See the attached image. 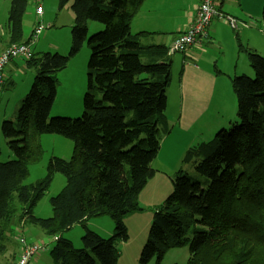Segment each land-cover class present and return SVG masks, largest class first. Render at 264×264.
Wrapping results in <instances>:
<instances>
[{"label": "trees", "instance_id": "trees-1", "mask_svg": "<svg viewBox=\"0 0 264 264\" xmlns=\"http://www.w3.org/2000/svg\"><path fill=\"white\" fill-rule=\"evenodd\" d=\"M69 1L60 0L59 7ZM145 1L72 0L75 22L69 54L34 52L27 60L36 70L33 85L16 109V122L1 123L15 158L0 159V240L20 220L54 236L52 264H118L117 243L130 237L124 217L141 210L138 196L155 175L152 162L162 132H170L165 121L172 79L168 47L145 43L154 33L131 29ZM28 5L29 0H11L10 45L31 42V37L24 40L23 30ZM89 21L104 28L89 35ZM85 43L90 58L83 115L62 120L51 114L57 72ZM239 49L247 52L255 77L232 79L238 122L187 150L184 162L192 164L197 175L183 169L176 173L171 194L152 218L141 264L152 259L160 264L166 252L187 245L186 264H264V56L241 44ZM40 134L73 140V155L52 156L46 175L26 183L30 164L44 156ZM57 172L67 183L50 199L52 216L39 217L35 208ZM103 215L115 221L109 238L87 227L90 219ZM75 224L87 227L82 247L63 237ZM24 243L20 239L16 264Z\"/></svg>", "mask_w": 264, "mask_h": 264}, {"label": "rangeland", "instance_id": "rangeland-1", "mask_svg": "<svg viewBox=\"0 0 264 264\" xmlns=\"http://www.w3.org/2000/svg\"><path fill=\"white\" fill-rule=\"evenodd\" d=\"M36 1V0H29ZM47 4L44 5L46 11L49 12H58L62 17H66L67 11L72 10V0H70L63 8H60V0H46ZM233 2V0H228ZM242 3H245V0H239ZM250 4H256L257 7H264V0H246ZM3 2V0H1ZM31 4L29 5V7ZM62 10V13H61ZM74 12V11H73ZM72 16V15H71ZM70 16V17H71ZM75 17V15H74ZM9 18V13L4 11L2 4L0 5V32L4 29H7V22ZM53 21V20H52ZM46 24H45V23ZM44 29L43 34L49 31H53L54 39L56 43L59 44L60 49H64L66 45V39L62 40L64 36H68V32H72V26L65 25L62 29H57V26H52L48 21H43ZM229 24V23H228ZM245 24V23H243ZM242 22L239 20V27H241ZM230 28L232 26L229 24ZM104 28V25L100 22L89 21V35L97 33ZM55 30V31H54ZM25 37L28 36L26 30ZM238 31V30H234ZM42 32L39 34L38 38L31 41V49L40 53L41 44L37 43ZM251 34V32H248ZM32 34L30 30L29 35ZM42 34V35H41ZM261 37V45L264 44V31L259 33ZM211 36V29H210ZM31 37V36H30ZM239 38V37H238ZM210 37L197 50V55L195 59L188 57L187 54L182 52H175L172 56V79L170 86L166 92L167 95V110L165 121L170 127V132L167 135H164L162 132V142L161 147L158 152V155L154 159L155 167H161L162 165H170L172 163L182 162V158L185 154V151L188 146H191L195 143L201 142L212 138L221 130L231 129L234 123L238 122L237 117V98L233 91L232 79L235 74L234 71L230 69L219 68L224 75H220L218 81H216L215 94L220 95L223 98L224 103L218 102L216 104L209 103L210 106H202L199 109L193 110L190 113H187L186 110H180V102L183 101L185 104L187 102L188 94L198 93L197 81L198 78L195 76H188L187 74L184 77L185 66L182 64L183 57L189 62H194L200 59L201 50L209 46L211 43ZM246 40V39H245ZM247 41V40H246ZM172 44V43H171ZM170 44V45H171ZM245 47L240 39H238V50L239 45ZM45 45V44H44ZM260 45V47H261ZM246 48V47H245ZM52 53L57 52L52 48ZM62 50L59 51V53ZM240 73L239 75H247L249 77H255L254 71L250 65V60L247 52L240 51ZM262 55L264 56V48H261ZM69 54V52H68ZM90 58V49L85 43L80 51L72 56L69 60V67L63 69L59 72V83L57 86V95L54 102V108L51 112L52 115L59 116L62 120L66 118H78L83 115V106H84V96L88 87V62ZM19 62L14 63L15 60ZM13 59L6 66V73H8V79L6 83L1 87L0 91V159L1 161H8L15 158L14 153L9 149L7 145V140L4 137L1 131V121L2 113L5 105L10 101V110L15 108V102L18 100V97H23L28 93L31 86L28 88L30 79H34L35 73L32 71L30 73L26 67L25 59L19 58ZM80 67L85 76V86L81 89L76 88L75 80L73 77V71L75 68ZM26 67V68H24ZM78 67V68H79ZM233 75V76H232ZM204 83L210 84L207 78L203 79ZM213 82V80H212ZM181 83L183 86V97L181 96ZM203 96H207V93L201 92ZM212 97L209 93L208 100ZM21 102L17 106V110L20 107ZM17 110L14 115V119L17 116ZM55 112L59 114H55ZM16 122V120H14ZM160 127H162L160 125ZM39 141L44 146L45 152L43 158L35 164H30V175L26 183H33L41 179L46 175L47 165L49 159L56 155L63 158H71L74 151V142L73 140L66 138L59 134H40ZM207 141V140H206ZM159 158H161L159 162ZM153 161V162H154ZM179 164V165H180ZM185 173L190 175H197L192 164L182 166ZM156 175V172H155ZM151 177L145 188L140 192L138 196V204L141 207L140 211L130 213L124 217L128 232L130 234L129 239L126 242H118L117 248L119 251L118 254V264H141L140 257L143 245L147 240L148 230L152 223V218L155 213L154 205L161 203L159 209L163 207L164 199H166L173 190V183L169 177L162 176L157 174ZM167 175V174H166ZM155 177V178H154ZM170 177H175L170 176ZM67 179L62 173H55L53 181L50 185L49 190L46 192L45 196L39 201L38 207L35 208V214L42 218L51 217L53 214L52 206L50 203L51 197L57 195L63 187L66 185ZM158 207V206H157ZM89 224L87 223L88 229L97 232L105 238H109L114 229L115 221L108 215H103L100 217H95L90 219ZM87 227L82 224H75L71 228L63 232V237L70 239L73 242L75 247H82V236L87 232ZM30 230H36L38 235L32 234ZM19 239H23L27 244L39 243L43 245L38 253H36V258L33 264H37L36 260L39 259L38 264H52L50 258V250L55 244L54 236H49L44 230L35 226L33 224L27 223L24 226H19L17 230ZM9 238L14 241V243H19L20 241L17 237L13 236L11 233L8 234ZM44 241V242H42ZM3 244V240H0V245ZM18 245V244H17ZM14 244V247H17ZM21 250V247H20ZM189 245L183 248L171 249L164 255V258L160 264H186L189 259ZM32 260V261H33ZM32 264V262L30 263ZM149 264H155V259H152Z\"/></svg>", "mask_w": 264, "mask_h": 264}, {"label": "crops", "instance_id": "crops-1", "mask_svg": "<svg viewBox=\"0 0 264 264\" xmlns=\"http://www.w3.org/2000/svg\"><path fill=\"white\" fill-rule=\"evenodd\" d=\"M43 2L44 0H36L32 2L30 1L31 6L29 7L30 4L28 5L23 18V30L25 29L28 34V36L25 37V31H24V40L29 39V37L31 36V34L29 35L30 30H32L33 32L35 25L39 21V17L36 14V6L38 4H42L44 8L43 17L40 19L41 21H48L49 23H51V27L57 26L58 27L57 29H62L64 28L65 25H69L73 27L75 22V17H74L75 14L72 10H68L66 17H62L61 14L58 12L54 11L51 13L49 11H46ZM46 2L47 1L45 0V4H47ZM1 4L3 6L4 11L6 10V12L9 13L11 0H3V2H1L0 0V5ZM198 4H199V0H146L143 6L141 7V9L138 11L136 16L132 20V24H131L132 32L154 33V35H149L145 37L144 42L161 44L169 47L170 44L178 37V35L182 31H184L187 28V26L192 22ZM215 4L224 13L231 14L234 17H236L238 20H240L242 22V25L241 27H239L238 31H234L230 28L229 24L226 21L215 20L210 28L211 36L209 41L211 43L209 44V46L201 50L200 59L196 61V64H194V62H189L188 60L185 59L184 56H182L183 57L182 64L185 66L183 68L185 70L183 80L186 74L188 76L197 77L198 78L197 86L199 89L198 93L193 92V94L191 93L188 94L187 102L185 104L183 103V101L180 102V110L184 109L186 110L187 113L199 109L202 106H210L209 103L213 105L218 102L224 103V100L222 97H220V95L217 96L214 95L216 81L219 80L220 75H224V73H222L219 68L225 67L226 69H230L234 71L235 74L237 75H239V73L241 72L239 62L242 57L241 56L242 52L238 50V45H237L238 39H240L241 43L246 48L252 49L261 55H262V53H260L261 48H264V44L261 45V37L259 34V33H263L264 31V7H257L256 4H250L246 0L245 3H242L239 0H233L232 3L231 1L228 0H215ZM47 6L49 7L48 4ZM248 32H251V34H249ZM52 33L53 31H49L44 34L42 32L43 35L41 34L42 36H40V38L38 39L37 43L41 44L40 55L44 52H53L51 51L52 48L57 52L62 50L61 54L67 55L71 47V40H72L71 33L68 32V36H64L62 38V40L66 39V45L64 49L59 48V44L56 43V40L54 39ZM9 43H10V28H9V22H7L6 31L3 29L2 32H0V51H2L7 46H9L10 45ZM34 52L36 53V51ZM173 55L174 53L169 54L171 60L173 58L172 57ZM19 61L20 59L15 60L14 63ZM25 63H26V67L28 69L30 68V70L28 71L29 72L31 71L30 73H32L33 71L36 75V70L30 65H28L27 60H25ZM162 63H164V61H162ZM78 67L75 68V70L73 71V77L76 83L75 84L76 88L81 89L85 86V76L82 69ZM6 68L7 67H5L4 69L3 85L6 83L7 79L9 78L7 75L8 73H6ZM59 72H57L58 83H59ZM204 78H207L210 84L204 83L203 81ZM34 79H30L28 83L30 85H28V88L31 86V84H33ZM200 91L207 93L208 95L205 97L200 94ZM209 93L212 95V97L208 100ZM181 96L183 97L182 83H181ZM18 98L19 99L16 100L15 102L16 107L12 108V110H10L9 108L10 101L7 103V105H5V108L3 109V113H2V121L7 119L13 121L16 120V118L14 119V115L16 113V109L17 106L19 105V102H21V100L23 99V95ZM55 114H59V113L55 112ZM210 139L211 138L206 140L208 141ZM200 143L201 142H198L187 147L185 154L182 158L181 164L172 163L170 165H162L161 167H155L154 166L155 161L152 162V167L154 168L156 175L160 174L162 176L169 177L173 183L174 178L170 176H174V174L176 175V173L180 169H183L182 166L190 165L184 162V158L187 150L191 147L199 145ZM160 159L161 158H159V162L161 161ZM160 204L161 203L154 205L155 211L159 209ZM16 218L18 219V217ZM87 223L89 224V222ZM26 224L27 222L16 220L14 223V231L11 234L19 239L17 230L20 225L24 226ZM30 232L40 237L36 230H30ZM2 240H3V244L0 245V264H16V260L21 252L20 251L21 244L19 246L18 242L14 243V241L9 238L8 234ZM14 244L15 245L18 244L17 247H14ZM34 260L32 261V264ZM36 263L37 264L39 263V259L36 260Z\"/></svg>", "mask_w": 264, "mask_h": 264}, {"label": "built area", "instance_id": "built-area-1", "mask_svg": "<svg viewBox=\"0 0 264 264\" xmlns=\"http://www.w3.org/2000/svg\"><path fill=\"white\" fill-rule=\"evenodd\" d=\"M36 14L39 21L35 25L30 40L38 38L43 31L44 24L40 19L43 17L44 8L42 4L36 6ZM215 20H224L229 23L234 30H239V20L231 14L224 13L215 4V0H199L196 13L192 22L182 31L178 37L168 47L169 54L182 52L188 57L195 59L197 50L210 37V28ZM34 51L30 43L11 44L0 51V90L4 82V69L13 59H31ZM24 251L18 260V264H29L31 258L41 249L43 245L35 243L32 245L23 244Z\"/></svg>", "mask_w": 264, "mask_h": 264}]
</instances>
